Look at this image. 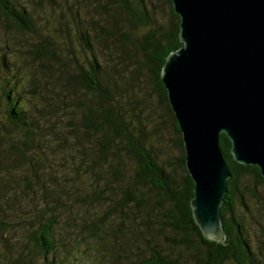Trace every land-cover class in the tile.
Listing matches in <instances>:
<instances>
[{"label": "trees", "instance_id": "1", "mask_svg": "<svg viewBox=\"0 0 264 264\" xmlns=\"http://www.w3.org/2000/svg\"><path fill=\"white\" fill-rule=\"evenodd\" d=\"M111 1L126 14L130 25L138 22L140 26L149 28L137 44L145 55L146 62L144 60L143 65L155 81L156 93L172 119L180 155L175 164L161 161L153 147L146 143L143 132L117 100L111 89V77L98 59L93 57L88 64L75 61V80L91 96V101L79 104L72 102L66 107V98L61 90L49 96L40 92L36 75L30 77L31 86L28 88L27 72L22 69L16 74L11 65L12 56L7 58L3 54L0 99L4 100L10 132L4 138L12 141L10 148L6 147L7 144L3 147L7 148L8 154L12 151L19 160L15 171L34 175L44 181L42 175L34 173L32 168L44 163L48 150L58 155L65 141L73 149L79 146L83 149L79 151H86L83 154L77 152L79 156H72L75 157L73 165L76 177H72L74 180L69 178L68 183L81 182L78 178L89 173L98 181L90 192L80 195L69 189L45 190L42 208L33 215L35 229L29 236L30 240L45 257L46 264H94L91 244L100 239L111 220L117 219L119 225L139 220L147 230L158 232L156 236H151V242L147 245L148 254L118 264H264V250L257 252L253 248L236 208L237 203H242L243 181L252 177L258 185H264V178L258 167L239 164L234 160L231 141L225 134L221 135L220 148L231 177L220 209L224 242L206 238L195 222L191 207L195 184L186 168L181 130L161 81L166 58L183 46L180 40V18L174 12L171 0L167 1L172 22L166 30L153 26L145 0ZM0 15L10 24L9 28L17 33L34 30L30 12L22 6H16L15 0H0ZM80 38L82 46L92 52L89 34L82 32ZM28 52L33 62L41 65L46 60L58 59L56 47L46 39L39 40ZM24 90L31 98H23ZM33 98H39L42 107L34 103L35 106L30 109L27 102L30 103ZM124 157L132 162L130 174L123 169ZM63 172L64 176H68L66 171ZM109 195H112L111 204L105 214L91 221H79L76 236L69 243L57 238L62 216L70 213L67 202L75 199L78 207H85L93 200ZM4 199L0 196V207ZM4 221V215L0 214V233L6 230ZM15 264H23V261H15Z\"/></svg>", "mask_w": 264, "mask_h": 264}, {"label": "rangeland", "instance_id": "2", "mask_svg": "<svg viewBox=\"0 0 264 264\" xmlns=\"http://www.w3.org/2000/svg\"><path fill=\"white\" fill-rule=\"evenodd\" d=\"M15 3L30 12L34 30L17 33L9 28L10 24L0 15V68L2 55L6 54L7 58L11 55L15 73L22 69L27 72L28 88L31 86L30 77L36 75L39 78L37 83L40 85V92L49 96L55 94L56 90H61L68 107L72 102L79 104L91 101V96L75 80L76 62L88 64L93 57L98 59L111 77V89L117 100L143 132L146 143L153 147L161 161L175 164L180 155L178 136L172 119L156 93L155 81L148 68L143 65L144 60L146 62L145 55L137 44L149 28L140 26L138 22L130 25L126 14L111 0H15ZM145 3L153 26L165 30L171 27V8L167 0H145ZM82 32L89 34L92 52L82 46ZM44 39L56 47L58 59L46 60L41 65L33 62L28 50ZM33 81L35 79L32 83ZM23 95V98H31L25 90ZM34 103L42 107L39 98L31 99L27 106L31 109V106H35ZM4 108V100L0 99V196L5 198L0 214L4 215L3 227H6L0 233V264H15V261H23V264H46L45 257L29 238L35 229L33 215L42 208L45 190L69 189L80 195L90 192L98 181L89 173L78 178L81 182L68 183L69 178L76 177L73 165L75 157L72 156H79L78 153L86 151H79L81 148L77 145L73 149L65 141L64 148L61 147L63 150L58 155L48 150L44 163L32 168L34 173L42 175L44 181L34 175L15 171L20 162L12 151L11 154L6 151V147L12 146V141L4 138L10 133ZM4 144H7L5 148ZM123 160V169L130 174L132 162L125 157ZM63 171L68 176H64ZM77 187L83 190L80 191ZM241 191L243 198L242 203H237V214L245 224L253 248L257 252L263 251L264 185H258L252 177H248L243 181ZM111 198L112 195L95 199L85 207H78L75 199L66 201L70 213L62 216L57 238L65 243L72 241L76 236L78 222L91 221L92 218L105 214L109 210ZM157 233V230H147L139 220L123 225H119L117 219L111 220L100 239L91 244L94 252L91 259L94 264H118L147 255L151 236H156Z\"/></svg>", "mask_w": 264, "mask_h": 264}, {"label": "water", "instance_id": "3", "mask_svg": "<svg viewBox=\"0 0 264 264\" xmlns=\"http://www.w3.org/2000/svg\"><path fill=\"white\" fill-rule=\"evenodd\" d=\"M183 46L161 71L195 184L193 216L224 242L221 206L231 177L220 148L264 178V0H171Z\"/></svg>", "mask_w": 264, "mask_h": 264}]
</instances>
